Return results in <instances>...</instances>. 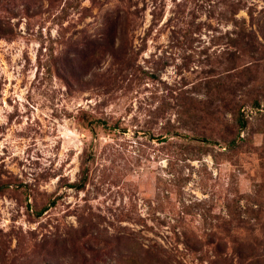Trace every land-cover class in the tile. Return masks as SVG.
Returning a JSON list of instances; mask_svg holds the SVG:
<instances>
[{
    "label": "rangeland",
    "instance_id": "obj_1",
    "mask_svg": "<svg viewBox=\"0 0 264 264\" xmlns=\"http://www.w3.org/2000/svg\"><path fill=\"white\" fill-rule=\"evenodd\" d=\"M0 264H264V0H0Z\"/></svg>",
    "mask_w": 264,
    "mask_h": 264
}]
</instances>
